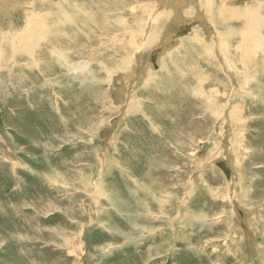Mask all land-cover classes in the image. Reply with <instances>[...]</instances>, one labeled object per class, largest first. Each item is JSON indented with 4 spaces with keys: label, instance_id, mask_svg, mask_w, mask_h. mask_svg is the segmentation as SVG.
<instances>
[{
    "label": "rangeland",
    "instance_id": "rangeland-1",
    "mask_svg": "<svg viewBox=\"0 0 264 264\" xmlns=\"http://www.w3.org/2000/svg\"><path fill=\"white\" fill-rule=\"evenodd\" d=\"M252 29L264 0H0V264H264Z\"/></svg>",
    "mask_w": 264,
    "mask_h": 264
},
{
    "label": "bare ground",
    "instance_id": "bare-ground-1",
    "mask_svg": "<svg viewBox=\"0 0 264 264\" xmlns=\"http://www.w3.org/2000/svg\"><path fill=\"white\" fill-rule=\"evenodd\" d=\"M15 1V0H14ZM258 2V1H257ZM249 3V2H248ZM192 7V6H191ZM21 8V7H20ZM149 11V10H148ZM4 12V11H3ZM12 12V11H11ZM40 12V11H39ZM250 12H252V11H250ZM258 12V11H257ZM35 14V13H34ZM41 14V13H40ZM61 14V13H60ZM251 14H255V13H250V15ZM36 15H38L37 13H36ZM84 15V14H83ZM142 15V14H141ZM222 15V14H221ZM40 16V15H39ZM87 16V15H86ZM255 15H252V19H253V17H254ZM37 18V17H36ZM69 18V17H68ZM97 18V17H96ZM140 18V17H139ZM138 18V19H139ZM155 18V17H154ZM224 18V17H223ZM48 19V18H47ZM58 19V18H57ZM158 19H160L159 17H158ZM66 20H67V18H66ZM261 19H257V20H254L255 22H256V27H258L259 25H260V23H261V21H260ZM68 21V20H67ZM140 21H142V20H140ZM69 23V22H68ZM93 23V22H92ZM154 23H155V21H154ZM157 23V22H156ZM139 24V23H138ZM250 24V23H249ZM236 25V24H235ZM45 26V25H44ZM123 27V26H122ZM245 30V29H244ZM264 30V29H263ZM247 33V32H246ZM64 34V33H63ZM138 34V33H137ZM42 35V34H41ZM128 35V34H127ZM134 36V35H133ZM230 36V35H229ZM263 36H264V34H263ZM129 37H131V36H129ZM140 37V36H139ZM224 37H227V36H224ZM47 38V37H46ZM223 38V37H222ZM130 39V38H129ZM223 41V40H222ZM256 42H259V43H261V52H262V48H264V44H263V42H264V38H263V40L262 41H260L259 40V38H258V32H257V29L255 30V29H252V32L251 33H249L248 35H247V38L244 40V44H245V46H246V49H247V47L248 46H251L252 44H254V43H256ZM26 43V42H25ZM207 43V42H206ZM222 43V42H221ZM226 44V45H225ZM224 47H225V49H226V52L230 49V47H229V42L226 40L223 44H222ZM260 45V44H259ZM255 48V47H254ZM56 49V48H55ZM224 49V50H225ZM206 50V49H205ZM250 53H252L251 52V50L249 51ZM264 52V51H263ZM54 53V52H53ZM207 53H209V52H207ZM219 53V52H218ZM225 53V52H224ZM256 53V52H255ZM254 53V54H255ZM216 54V53H215ZM59 55V54H58ZM212 55V54H211ZM230 56V55H229ZM194 58H196V56H193ZM216 57V56H215ZM226 58V57H225ZM203 59V58H202ZM230 59V58H229ZM129 62V61H128ZM222 65V64H221ZM102 66V65H101ZM125 66V65H124ZM249 72V71H248ZM221 96V95H220ZM226 112V111H225ZM225 114V113H224ZM226 116V115H225ZM224 116V117H225ZM218 118V117H217ZM195 162V161H194ZM160 168V167H159ZM1 241V240H0ZM248 241V240H247Z\"/></svg>",
    "mask_w": 264,
    "mask_h": 264
},
{
    "label": "crops",
    "instance_id": "crops-1",
    "mask_svg": "<svg viewBox=\"0 0 264 264\" xmlns=\"http://www.w3.org/2000/svg\"><path fill=\"white\" fill-rule=\"evenodd\" d=\"M5 244V243H4Z\"/></svg>",
    "mask_w": 264,
    "mask_h": 264
}]
</instances>
